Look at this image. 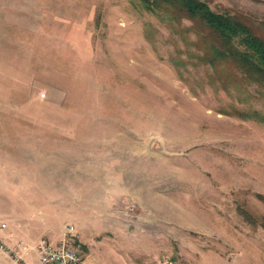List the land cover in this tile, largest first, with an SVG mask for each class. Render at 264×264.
Instances as JSON below:
<instances>
[{
	"label": "rangeland",
	"instance_id": "obj_1",
	"mask_svg": "<svg viewBox=\"0 0 264 264\" xmlns=\"http://www.w3.org/2000/svg\"><path fill=\"white\" fill-rule=\"evenodd\" d=\"M204 1L264 39V0ZM168 8L0 0L5 243L72 223L83 264H264V82Z\"/></svg>",
	"mask_w": 264,
	"mask_h": 264
},
{
	"label": "trees",
	"instance_id": "obj_2",
	"mask_svg": "<svg viewBox=\"0 0 264 264\" xmlns=\"http://www.w3.org/2000/svg\"><path fill=\"white\" fill-rule=\"evenodd\" d=\"M154 12L162 6L186 17L201 35L202 57L216 65L219 60L234 66L256 82H264V39L235 15L213 11L204 0H143Z\"/></svg>",
	"mask_w": 264,
	"mask_h": 264
},
{
	"label": "built area",
	"instance_id": "obj_3",
	"mask_svg": "<svg viewBox=\"0 0 264 264\" xmlns=\"http://www.w3.org/2000/svg\"><path fill=\"white\" fill-rule=\"evenodd\" d=\"M0 252L14 264H83L85 255L80 233L72 223L64 226L57 240L41 237L33 245L21 241L9 245L0 238Z\"/></svg>",
	"mask_w": 264,
	"mask_h": 264
},
{
	"label": "crops",
	"instance_id": "obj_4",
	"mask_svg": "<svg viewBox=\"0 0 264 264\" xmlns=\"http://www.w3.org/2000/svg\"><path fill=\"white\" fill-rule=\"evenodd\" d=\"M3 238L6 239L7 242H10L8 234H6ZM0 263L1 264H14L6 255L2 254L1 252H0Z\"/></svg>",
	"mask_w": 264,
	"mask_h": 264
}]
</instances>
